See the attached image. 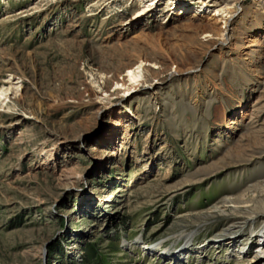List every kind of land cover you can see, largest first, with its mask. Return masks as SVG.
<instances>
[{
	"label": "rangeland",
	"instance_id": "1",
	"mask_svg": "<svg viewBox=\"0 0 264 264\" xmlns=\"http://www.w3.org/2000/svg\"><path fill=\"white\" fill-rule=\"evenodd\" d=\"M263 229L264 0H0V264H264Z\"/></svg>",
	"mask_w": 264,
	"mask_h": 264
},
{
	"label": "bare ground",
	"instance_id": "2",
	"mask_svg": "<svg viewBox=\"0 0 264 264\" xmlns=\"http://www.w3.org/2000/svg\"><path fill=\"white\" fill-rule=\"evenodd\" d=\"M224 22H226V20H223ZM205 23H207V22H205ZM213 26H214V28H216V26L214 25V24H212ZM222 28V27H221ZM220 29V28H219ZM218 31H220V30H218ZM129 70H131V69H129ZM128 73H129V75H130V77H131V79H135L136 78V76L137 75H134V72H132V71H128ZM117 125H119L120 124V121L117 119L116 120V122H115ZM112 128V127H111ZM112 130H113V128H112ZM109 131H111V129L110 128H107V127H105L104 128V131H102L101 133L102 134H105V133H107V132H109ZM107 136V135H106ZM116 149L117 148H113V149H111V151H110V153H109V157H111L114 153H116ZM58 176H60L62 179H64L65 181H67L68 179H70L71 177H72V174L70 173V172H68V171H63V172H58ZM237 233V231H226L224 234H225V236H234L235 234ZM260 233H262L259 237H258V241H256V250H258V254L261 256H263L264 255V229H263V231H261ZM227 241H233V239L232 238H229ZM216 243V242H215ZM220 243V242H219ZM140 244H142V245H144L145 243H142V242H140ZM204 245V244H203ZM202 246V245H201ZM143 249H155V247L153 246H150V245H146V246H141ZM215 247V246H214ZM180 248H182V247H180ZM185 249H187V247L185 248ZM185 249H183V250H185ZM189 249V248H188ZM156 250H159V249H157L156 248ZM243 250V247H238L237 248V250L236 251H234V252H236V253H238L239 251H242ZM160 253L161 254H163V255H166V254H170V249L169 248H162V250L160 249ZM174 254V253H173ZM174 255H176V256H178L179 257V253H177V252H175V254ZM165 262H169V260H167V261H165ZM256 262V261H255Z\"/></svg>",
	"mask_w": 264,
	"mask_h": 264
}]
</instances>
